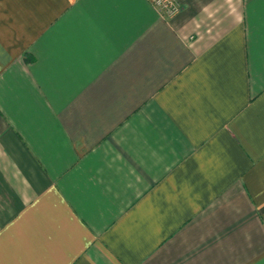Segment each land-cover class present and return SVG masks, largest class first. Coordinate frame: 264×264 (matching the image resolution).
<instances>
[{
	"label": "crops",
	"instance_id": "1",
	"mask_svg": "<svg viewBox=\"0 0 264 264\" xmlns=\"http://www.w3.org/2000/svg\"><path fill=\"white\" fill-rule=\"evenodd\" d=\"M0 0V264H264V0Z\"/></svg>",
	"mask_w": 264,
	"mask_h": 264
},
{
	"label": "built area",
	"instance_id": "2",
	"mask_svg": "<svg viewBox=\"0 0 264 264\" xmlns=\"http://www.w3.org/2000/svg\"><path fill=\"white\" fill-rule=\"evenodd\" d=\"M161 13H165L169 16L176 14L180 7L174 0H150Z\"/></svg>",
	"mask_w": 264,
	"mask_h": 264
}]
</instances>
